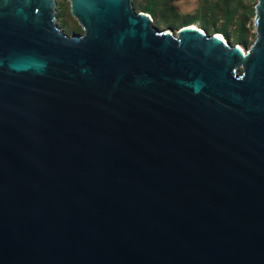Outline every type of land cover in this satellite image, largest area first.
Returning a JSON list of instances; mask_svg holds the SVG:
<instances>
[{
  "label": "water",
  "instance_id": "95a60500",
  "mask_svg": "<svg viewBox=\"0 0 264 264\" xmlns=\"http://www.w3.org/2000/svg\"><path fill=\"white\" fill-rule=\"evenodd\" d=\"M67 1L0 0V264H264V0L246 53Z\"/></svg>",
  "mask_w": 264,
  "mask_h": 264
},
{
  "label": "rangeland",
  "instance_id": "374dc122",
  "mask_svg": "<svg viewBox=\"0 0 264 264\" xmlns=\"http://www.w3.org/2000/svg\"><path fill=\"white\" fill-rule=\"evenodd\" d=\"M56 27L67 37L80 36L83 31L69 12L67 0H54ZM134 13L148 16L158 31L175 33L194 27L207 36L218 35L230 47L246 53L255 40L254 6L257 0H155L153 14L143 12L144 0H131ZM225 8L231 15L228 19ZM245 51V52H244ZM239 66L235 73L241 74Z\"/></svg>",
  "mask_w": 264,
  "mask_h": 264
},
{
  "label": "trees",
  "instance_id": "16d2710c",
  "mask_svg": "<svg viewBox=\"0 0 264 264\" xmlns=\"http://www.w3.org/2000/svg\"><path fill=\"white\" fill-rule=\"evenodd\" d=\"M154 2L155 0H144V4L142 5V8H141L143 12L153 14L154 7H155ZM225 12H226L227 18L229 19L231 15L229 14L227 8H225Z\"/></svg>",
  "mask_w": 264,
  "mask_h": 264
},
{
  "label": "bare ground",
  "instance_id": "6f19581e",
  "mask_svg": "<svg viewBox=\"0 0 264 264\" xmlns=\"http://www.w3.org/2000/svg\"><path fill=\"white\" fill-rule=\"evenodd\" d=\"M186 28H189V29H192V30H196V31H198V32H200V33L202 32L201 30H198V29H196V28H194V27H186ZM215 36H216V38H218V39H220V40H223L221 36H218V35H215ZM237 49H238L241 53H243L239 47H237ZM244 52H245V51H244Z\"/></svg>",
  "mask_w": 264,
  "mask_h": 264
}]
</instances>
